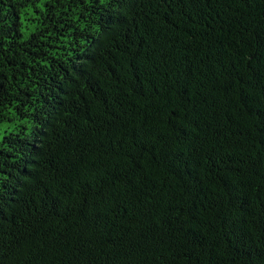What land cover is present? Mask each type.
<instances>
[{
	"label": "trees",
	"instance_id": "trees-1",
	"mask_svg": "<svg viewBox=\"0 0 264 264\" xmlns=\"http://www.w3.org/2000/svg\"><path fill=\"white\" fill-rule=\"evenodd\" d=\"M0 264H264V0H0Z\"/></svg>",
	"mask_w": 264,
	"mask_h": 264
}]
</instances>
